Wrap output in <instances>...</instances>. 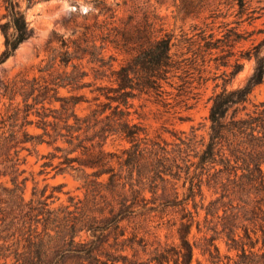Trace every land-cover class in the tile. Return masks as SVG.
Wrapping results in <instances>:
<instances>
[{
  "label": "trees",
  "instance_id": "trees-1",
  "mask_svg": "<svg viewBox=\"0 0 264 264\" xmlns=\"http://www.w3.org/2000/svg\"><path fill=\"white\" fill-rule=\"evenodd\" d=\"M34 5L27 0L24 9L22 0H0V65L34 35L27 19V9ZM238 5V15H246L250 25L264 9L249 8L245 0ZM228 26H220L225 32L221 37L206 30L199 35L204 52L216 54V69H231L223 72L225 84L211 98L208 138L192 127L190 133H174L171 143L152 137L142 122L131 119L132 101L148 96L162 103L165 84L180 70L170 34L152 38L148 32L142 37L139 29L120 31L113 47L135 50L136 55L113 70L105 62V45L98 47L94 31L87 28L82 42L72 47L64 42V51L50 58L38 76L2 86L10 103L7 118L0 120V264H193L200 248L191 239L194 228L205 233L203 253L213 264H264V102L247 107L264 81V41L241 50L231 63L235 54L228 50L254 32ZM85 60L93 71H99L97 65L108 66L115 85L92 89L91 98L74 94L94 85L85 82ZM246 60H254L253 74L244 86L228 89ZM82 103L92 106L85 115L76 111ZM31 126L41 132L30 133ZM114 139L129 146L109 151ZM44 144L52 151L42 155L38 175L49 174L48 169L56 171L54 178L69 175L83 197L65 192V183H46L42 189L36 184L26 198L27 156ZM61 194L67 201L55 207ZM151 203H159L163 214L171 209L178 216V244L156 249L140 261L134 258L138 247L144 252L147 247L127 232L139 210L155 209L147 208ZM220 239L229 253L235 252L224 256L226 263Z\"/></svg>",
  "mask_w": 264,
  "mask_h": 264
},
{
  "label": "rangeland",
  "instance_id": "rangeland-1",
  "mask_svg": "<svg viewBox=\"0 0 264 264\" xmlns=\"http://www.w3.org/2000/svg\"><path fill=\"white\" fill-rule=\"evenodd\" d=\"M245 1L249 8H264V2ZM34 2L35 5L27 9V19L34 29V35L20 46L14 56L0 65V120L7 118L10 103L2 95V86L19 81L23 77L38 76L39 69L44 67L50 58L64 51L62 49L64 42L72 47L75 43L82 42L87 28L94 31L96 45L98 47L105 45L103 53L105 62L111 64L114 70L126 64L136 55V51H118L113 47L112 41L124 29L129 31L139 29L143 32L142 37L147 32L152 38H157L161 34L173 35L175 46L172 51L180 70L169 84H165L162 103H157L155 98L148 96L133 100V108L130 109L133 113L131 119L134 123L142 122L152 137L160 135L171 143L176 141L174 133L180 131L190 133L192 127L199 128L198 133L208 138L211 98L220 92L225 84L223 72L230 73L231 69L225 67L216 69V62L213 60L216 54L209 55L204 52L199 39L200 33L206 30L207 35L215 32L221 37L225 33L222 27L220 28L223 24H228L229 28H235L237 32H254L247 41L238 43L234 49L228 50L227 54L230 52L235 54L230 60L231 63L239 56L241 50H247L253 43L259 44L264 41V9L260 12V18L250 25L245 21L246 15L243 17L238 15V0H34ZM22 6L26 9L27 0H22ZM3 12L2 8L0 14ZM3 49L4 38L0 33V52ZM110 57H113V60ZM223 61L221 60V63ZM84 63L89 74L85 82L94 85L92 88L74 91V94H85L91 98L92 89L115 85L112 82L114 79L112 70L108 66L99 68L97 65L95 70L99 71H93L86 60ZM254 65V60L244 61V69L227 83V88L236 89L244 86L254 72ZM96 76L99 77L98 80H95ZM60 93L67 95L68 90L60 89ZM261 102H264V81L254 89L251 103L247 107L252 110L254 104ZM91 107L88 103H82L77 106L76 111L85 115ZM28 131L34 134L41 132L35 126L29 127ZM114 140H110L107 145L109 151L129 146L125 141ZM37 150H33L32 154L27 156V164L24 166L28 170L27 175L30 176L25 191L26 198L32 197L36 184L42 189L46 183L51 185L65 183V192H69L71 196L83 197L82 191L77 189L79 183L69 175L54 178L56 171L51 169H48L50 173L47 175H38L45 161L42 155L52 151V148L44 144L38 146ZM27 154L23 152L22 155ZM50 192L51 189L48 193ZM147 195L151 197V193ZM66 201L67 196L61 194L60 201L54 206ZM150 207L155 209L138 211V217L131 221L127 232L128 236L131 232L135 233L136 239H141V244L147 247L144 252V248L139 246V255L136 257L130 255L131 258H138L140 261L148 259V255L156 249L178 244L179 224H175L178 216L171 209L163 214L159 203H151L147 208ZM203 217L204 214L200 219L203 220ZM204 237V232L198 233L196 228L193 229L191 239L200 247L195 249L193 264L198 262L213 264L210 255L203 253V249L208 245ZM84 238L88 240L90 235L85 234ZM217 244L221 250L223 263L227 262L225 255L235 256V252H228L224 240H218Z\"/></svg>",
  "mask_w": 264,
  "mask_h": 264
}]
</instances>
